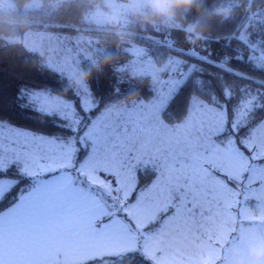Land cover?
Returning a JSON list of instances; mask_svg holds the SVG:
<instances>
[{"label":"snow or ice","instance_id":"6c2138e0","mask_svg":"<svg viewBox=\"0 0 264 264\" xmlns=\"http://www.w3.org/2000/svg\"><path fill=\"white\" fill-rule=\"evenodd\" d=\"M244 21L259 24L262 34L253 36L242 23L243 38L239 31L232 37L239 47L220 60L180 49L196 63L170 58L158 68L159 59L133 47L134 59L115 71L157 84L163 72L167 91L147 104L134 102L115 121L94 107L88 85L69 99L48 87L19 89L21 113L50 117L60 132L18 130L0 119V204L11 201L0 211V264H66L69 258L121 264L120 253L109 249L136 246L153 264H164L153 253L156 245L159 254L178 255L175 264H200L205 257L231 264L228 250L243 253L250 241L239 235L224 241L223 233L200 228L208 217L236 233L233 211L241 233L247 226L264 235V117L257 118L264 112V12ZM152 43L176 50L171 34ZM82 59L87 63L77 51L70 65L49 69L72 81ZM233 61L250 72L236 70ZM185 90L191 91L187 118L170 126V103ZM76 145L83 146L79 161ZM141 169L154 177L143 187L133 175ZM177 222L182 227L170 231ZM177 236L182 246H174Z\"/></svg>","mask_w":264,"mask_h":264},{"label":"trees","instance_id":"16d2710c","mask_svg":"<svg viewBox=\"0 0 264 264\" xmlns=\"http://www.w3.org/2000/svg\"><path fill=\"white\" fill-rule=\"evenodd\" d=\"M27 0H18L19 12L17 19L18 26L0 32V37L11 36L12 38L21 36L27 31L44 32L55 34L59 37H90L96 39V51L92 53L96 59L91 63H81L82 73H91L88 86L91 96L98 106L99 112L106 106L118 102L124 103H149L154 96L151 89L150 78L137 79L130 75L115 71L117 66H127L131 56L126 52L131 45L136 44L143 46L152 59H159L160 64L175 58L179 60H188L189 63H196L186 55H181L179 50L189 51V46L183 41V33H156L146 32L139 33L130 45H125L117 50L112 39L108 36L105 28H91L87 16L92 7L89 0H43L42 5L31 9H24ZM208 0L209 7L229 6L233 11V18L223 26L214 28L210 38L198 47L195 51L201 56H210L213 60H220L224 54L231 55V50L239 47L233 36L239 31L243 38L241 24L245 25L247 32L255 37H259L261 26L259 24H247L245 17L252 16L257 12H264V0ZM171 34L175 41L176 50L167 49L152 43L153 40H162ZM109 53H112L116 62L113 67L105 68L102 72L95 70V65L104 59ZM44 56L37 52H30L22 48L19 44H9L5 39L0 38V119L7 124L15 126L17 129L48 134H59L60 130L51 122L50 117L40 119L31 118V114L25 116L21 110L16 107L19 102L17 93L19 89L24 88H41L48 87L53 94L58 95L61 99H69L75 92L69 81H62L59 75L51 71L44 64ZM90 61V62H89ZM236 70L240 72H250L248 66L244 63L232 62ZM209 72L215 71L208 65H205ZM259 75V74H257ZM230 83L237 86L241 83L234 78H228ZM134 85L136 86L134 88ZM134 92L135 95L130 98L129 94ZM191 91L185 90L170 103L168 116L165 117V123L170 126L178 125L186 116L187 108L190 102ZM95 106V107H96ZM98 114V112H97ZM264 117V112L257 113V118ZM76 160H81L84 152L81 145H76ZM54 173H44V178ZM154 177L150 172L143 169L136 172L137 186L143 187L152 181ZM11 201H5L0 204V211L9 207ZM138 257L140 260H138ZM135 260L132 264H152L150 260L142 258L138 250L131 253L123 254V262ZM143 263H140V262Z\"/></svg>","mask_w":264,"mask_h":264},{"label":"clouds","instance_id":"9594fccd","mask_svg":"<svg viewBox=\"0 0 264 264\" xmlns=\"http://www.w3.org/2000/svg\"><path fill=\"white\" fill-rule=\"evenodd\" d=\"M92 7L87 19L106 29L117 50L133 43L139 33H183V41L189 51H195L210 38L212 30L223 26L233 18L229 6L209 7L208 0H89ZM43 0H27L24 8L42 5ZM239 6V0L237 3ZM18 0H0V32L18 26ZM9 44L16 43L11 36H2ZM112 53L96 64L95 70L102 72L114 66ZM159 71L160 69H155ZM91 73H81L76 78L78 87L88 85ZM136 86L134 85V88ZM134 92L129 94L132 98ZM255 219L259 222V217ZM238 235L250 241L245 252L239 248L228 250L231 264H264V235L245 226ZM200 264H210L205 257ZM225 264V262H223Z\"/></svg>","mask_w":264,"mask_h":264},{"label":"rangeland","instance_id":"374dc122","mask_svg":"<svg viewBox=\"0 0 264 264\" xmlns=\"http://www.w3.org/2000/svg\"><path fill=\"white\" fill-rule=\"evenodd\" d=\"M89 23L90 24L88 26L91 28H94V29L95 28H98V29L102 28L100 26H97V25L91 23L90 21H89ZM14 39L16 41L15 44H19L22 48L26 49L27 51L37 52L38 54L43 55L44 56V58H43L44 64L48 68H49V65L51 63H53V64L60 63L63 65H66V66L70 65L72 63V60L76 58V52L77 51L79 52V55L81 58L89 59L91 61V63H94L96 60L92 55V53L94 51H96L95 42H97V40L95 38L91 39L90 37H85V36H83V37H72V38L70 36L59 37L55 34H50V33L27 31L24 34H22L21 36L14 37ZM133 47H138V48H141V49H144L145 51H147L143 46L133 44L128 48V50H129L128 54L130 56H131L130 50ZM130 59H134V57L131 56ZM82 61H83V59H82ZM129 62H130V60L128 61V63ZM163 66H164V63H162L161 65H157L158 68L163 67ZM81 73H82V70L80 67L76 78L79 77L81 75ZM159 75H160V83L159 84H157L153 79L150 78L151 89L154 93L153 99H155L157 91H159L162 95L164 93H166V91H167L166 82L168 80V76L165 75L163 72H161ZM76 78L73 79L72 81H69V84L74 88L75 91L77 88H79L75 83ZM90 95H91V93H90ZM80 99H84V97H80ZM132 105H133V103L118 102V103L104 107L100 112H104L109 119L115 121V120L119 119V115H118L119 112L130 109ZM95 106H96V103H95ZM18 130H20V129H18ZM82 147L83 146H81V148ZM44 173H48V172H42V174H44ZM133 175L136 178V172L133 173ZM109 180H110V178H109ZM171 225H173V224H171ZM232 236L233 235H225L223 237V240H224V238H225V241L230 240L232 238ZM184 242L185 241H184L183 236H177V239L175 241L174 246H176V247L182 246L184 244ZM159 247H161V246L156 245V248L153 249V253L160 255V258L164 262V264H175V262H177L180 259V257L178 255L169 254L168 252H165L163 254H159L156 251V249H158ZM136 248L139 251V253L143 259L149 260L139 250V246L138 247L136 246ZM126 252L131 253L133 251H126ZM138 260H140L139 257H138ZM67 262H66V264H73V260L71 258H69L67 260ZM132 263H136V261L135 260L127 261V264H132ZM140 263H143V262L141 261ZM151 263L153 264V261H151ZM123 264H126V262H123ZM220 264H223V261H220Z\"/></svg>","mask_w":264,"mask_h":264},{"label":"crops","instance_id":"0c3cea01","mask_svg":"<svg viewBox=\"0 0 264 264\" xmlns=\"http://www.w3.org/2000/svg\"><path fill=\"white\" fill-rule=\"evenodd\" d=\"M187 118V114H186V117H185V119ZM184 119V120H185ZM183 120V121H184ZM183 121L182 122H180L178 125H180L181 123H183ZM53 175H55V173L54 174H51L50 176H48V177H46V178H51V176H53ZM110 178V180L112 179L111 177H109ZM181 177H177V179H180ZM212 207H216L215 205H213ZM8 208H6L5 210H3V211H6ZM233 218H234V221H236V222H234L233 224H232V227H235L236 229H237V232L236 233H231L229 230H225L224 229V226L223 225H220V224H218L216 221H209L208 220V217H205V220H204V222H203V224H202V226H201V228H200V232L201 233H206L207 235H213V234H219V233H223L224 235H223V237L225 236V235H238V231H239V222H238V218L235 216V211H233ZM182 227V225L179 223V222H177V223H175V224H173V225H170L169 226V230L170 231H172V232H175L176 231V229L177 228H181ZM193 228H195V225H193L192 226ZM224 241H225V238H224ZM138 247V246H137ZM110 251H114V252H117V253H120V255H122V254H127L128 252H126V251H122L121 249H119V248H113V249H109ZM68 263V262H67ZM73 264H74V261H73ZM218 264H220V262H218Z\"/></svg>","mask_w":264,"mask_h":264}]
</instances>
